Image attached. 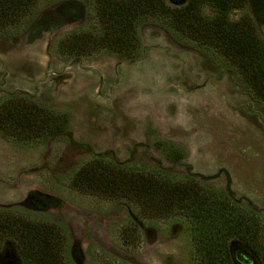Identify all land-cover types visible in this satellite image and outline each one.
Segmentation results:
<instances>
[{
  "label": "rangeland",
  "instance_id": "374dc122",
  "mask_svg": "<svg viewBox=\"0 0 264 264\" xmlns=\"http://www.w3.org/2000/svg\"><path fill=\"white\" fill-rule=\"evenodd\" d=\"M179 7L185 0H165ZM212 14L210 6L203 7ZM250 14L264 39V0L230 13ZM92 0H40L18 27L0 36V105L12 97L68 120L63 133L24 140L0 130V211L14 210L68 231L71 264H195L187 220L141 219L126 201L74 190V174L99 159L163 166L193 175L253 211L264 242V103L214 49L174 28L169 19L137 23L134 57L106 51L77 57L60 47L73 32H96ZM162 143L185 153L177 165ZM137 221L135 249L120 240ZM231 247L240 248L236 240ZM245 264H264L251 252ZM0 264H24L14 240Z\"/></svg>",
  "mask_w": 264,
  "mask_h": 264
},
{
  "label": "trees",
  "instance_id": "16d2710c",
  "mask_svg": "<svg viewBox=\"0 0 264 264\" xmlns=\"http://www.w3.org/2000/svg\"><path fill=\"white\" fill-rule=\"evenodd\" d=\"M40 0H0V36L18 27ZM213 10L205 14L203 7ZM246 0H185L179 7L165 0H92L96 32H73L60 43L63 51L82 57L106 51L134 57L140 48L137 23L146 16H163L182 34L214 49L264 103V39L250 14L234 20L230 13L244 9ZM68 120L21 97L0 105V130L24 140L47 139L63 133ZM173 165L185 159L174 144L162 143ZM74 190L104 199L126 201L141 219L184 217L190 229L195 264H245L249 254L264 260L262 224L251 210L224 191L207 188L193 175L163 166L136 167L99 159L83 165L73 176ZM122 244L135 249L141 241L137 221L120 232ZM14 240L24 264H71V242L61 226L29 219L14 210L0 211V250ZM236 240L240 248H232ZM245 261V263H244Z\"/></svg>",
  "mask_w": 264,
  "mask_h": 264
}]
</instances>
